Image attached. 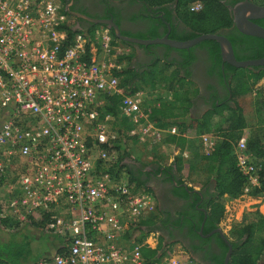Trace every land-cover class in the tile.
<instances>
[{"label":"built area","instance_id":"obj_1","mask_svg":"<svg viewBox=\"0 0 264 264\" xmlns=\"http://www.w3.org/2000/svg\"><path fill=\"white\" fill-rule=\"evenodd\" d=\"M73 16L61 0H0V190L6 197L0 217L14 223L8 231H37L30 223L45 220L37 234L59 239L49 256L30 264H145L141 250L161 247L157 234L142 243L125 234L155 215L157 205L151 191L130 183L122 164V151L130 148L122 120L137 144L152 150L179 135L146 113L171 94L130 92L118 56L131 47L114 44L103 25L92 35L75 32ZM109 97L118 98L115 116L106 112ZM245 129L232 152L238 172L258 187ZM196 140L207 156L222 137ZM179 155L187 159L188 150L174 149L170 157ZM158 253L156 264H196L180 243L163 244Z\"/></svg>","mask_w":264,"mask_h":264},{"label":"trees","instance_id":"obj_2","mask_svg":"<svg viewBox=\"0 0 264 264\" xmlns=\"http://www.w3.org/2000/svg\"><path fill=\"white\" fill-rule=\"evenodd\" d=\"M123 1V0H114ZM146 5L153 9L154 13L159 11L168 12L169 6H174L176 16L189 31L182 40L194 39L200 35L220 34L222 31L233 27L232 15L228 8L220 0H143ZM255 5L264 6V0H249ZM198 3L200 9L194 10L191 5ZM114 12V11H113ZM115 23L119 26V13H114ZM260 27L264 28V19L258 21ZM101 26V25H100ZM99 25H92L87 32L93 33ZM104 27V26H101ZM154 31H156L154 29ZM75 32H77L75 30ZM114 44L120 43L123 46L132 47V44L118 40L113 30H110ZM237 37L232 34H226L225 37L231 43L234 55L237 61H248L264 59V39L242 35L237 33ZM233 33V34H234ZM73 32L67 29V37H71ZM124 35V33H121ZM158 37L156 34L151 38ZM241 47L242 53H237L236 48ZM195 47H204L210 51L211 62L220 66L219 46L215 41L206 40L200 42ZM193 49L182 50L181 53L186 56H193ZM134 52L120 54L119 62L126 63V70L123 72L122 85L135 92L138 89L163 90L171 94L170 101H160L158 106H151L146 109L149 119L158 127L166 128L175 126L178 130V136L167 137L159 146L152 148V163H156L157 171L155 175L162 174L167 182H172L174 172L180 178L176 182V194L187 196L183 188L194 191L193 187L187 184L188 179L201 180L205 182L200 190L206 191L209 199L200 202L197 196L194 204L191 205L195 211L197 222L191 223L189 235L197 238L202 244L214 239L218 242L220 253L208 254L206 258L211 264H223L227 253V245L218 233H214L210 238L202 239L199 234L202 226V235H206L217 229L225 215V205L228 201L238 199L243 195L252 198L262 197L264 199V84L257 91L253 92V86L258 81L264 79V66H257L251 69H237L227 64L224 65V72H230L231 80L228 83L230 99L213 104L202 117H193L190 109L193 106V99L198 91L191 86L193 83L187 78V74L181 75L180 70L172 63L164 59H156L141 73L132 68ZM221 73V71H219ZM249 74L246 80L244 74ZM249 81H251L249 83ZM254 94V96H253ZM250 98V99H249ZM106 112L116 115V105L118 98L109 97ZM251 103V105H250ZM249 106H252L254 120L258 133L250 138L248 150L253 162L258 166V187H250L246 177L242 176L235 163V157L232 152V143L239 139L242 131L247 128V114ZM124 132L127 136V143L135 145L137 139L135 134L130 133V126L126 120H122ZM218 134L222 140L215 144L211 153L207 156L199 154V145L196 137L205 134ZM192 137L193 139H188ZM120 146L117 147L119 149ZM174 149L180 151L187 149L188 157L183 159L180 155L173 158L171 163L166 160ZM161 152V156L155 159V153ZM130 157V154L123 150L121 158ZM204 167V168H201ZM200 168V169H199ZM130 183L149 190L144 183L136 180L131 171L128 170ZM207 173V174H205ZM182 176V177H181ZM214 181L213 193L209 194L207 189L210 181ZM183 187V188H181ZM150 191V190H149ZM180 191V192H179ZM179 192V193H178ZM203 208L206 213L200 212L197 208ZM161 221L155 214L142 220L138 227L127 231L125 238L133 237L137 243H142L151 233L157 234L159 246L168 247L170 244L159 234L158 224ZM45 220L30 226L38 229L43 227ZM14 223L8 218L0 217V264H30V245L31 241L37 238V235L31 237H20L19 229L8 231L7 227ZM165 224V223H162ZM18 226V223L15 224ZM4 227V228H3ZM9 235H8V234ZM173 237H171L172 239ZM226 238L231 244L232 253L229 264H260L264 263V215L258 213H249L244 219L231 225L227 231ZM161 247L156 249L142 248V256L145 264H156L163 257V253H158ZM188 253L185 247H183ZM52 245L46 247L45 253L41 257L50 255ZM189 254V253H188ZM191 257V255L189 254ZM192 258V257H191ZM193 259V258H192ZM194 260V259H193Z\"/></svg>","mask_w":264,"mask_h":264},{"label":"flooded vegetation","instance_id":"obj_3","mask_svg":"<svg viewBox=\"0 0 264 264\" xmlns=\"http://www.w3.org/2000/svg\"><path fill=\"white\" fill-rule=\"evenodd\" d=\"M64 7H68L69 13L74 16L73 22L77 25L79 31H84L88 27L94 25L88 21L77 17L84 16L90 19H112L116 21L113 8L119 13V27L123 36L137 39V40H157L167 37L174 42H187L193 39L182 40V37L187 36L188 30L181 23L176 16L174 6L168 7V12L159 11L153 12V9L149 8L143 0H123L121 3L111 5L114 0H61ZM230 11V8L244 2L245 0H220ZM231 13V12H230ZM253 22L257 25L258 21ZM260 26V25H259ZM154 29L156 31H154ZM240 33L233 26L229 30L222 31L220 35L232 34L234 37L238 35L234 33ZM234 33V34H233ZM156 34L158 37L151 38ZM243 35V34H242ZM134 52V59L132 60V68L137 72H143L152 61L156 59H164L172 63L177 69L180 70V74L183 76L187 74V78L194 84L198 93L193 99V106L190 109V113L193 117H202L208 110L211 109L213 104L218 105L219 102L228 101L230 99L228 83L231 80L230 72H224V65L227 63L222 62L220 57V66L211 62V54L207 48L204 47H191L193 49V56L189 57L181 53L182 50L188 49H175L166 45H139L132 44ZM189 48V49H191ZM237 53H242L241 47L236 48ZM234 53V51H233ZM220 55V54H219ZM235 56V55H234ZM229 65V64H227ZM231 66V65H229ZM233 67V66H231ZM221 71V73L219 72ZM133 177L145 184L146 187L153 193L156 200V215L161 219L158 224L159 234L163 236L167 242L180 243L186 248L198 264H211L207 256L208 254L220 253L219 244L216 240L211 239L207 243L202 244L197 238H193L189 235V228L191 223L197 222L195 211L192 210L191 205L200 197L202 204L204 200L209 199L206 196L205 190L190 191L183 188L187 196H182L175 193L176 182L180 179L174 174L172 182H167L165 177H159L151 175V179L147 180L146 173L138 167H128ZM157 177V178H153ZM146 178V180H144ZM209 194L213 193L211 184L207 189ZM180 192V191H179ZM178 192V193H179ZM200 212L203 208H198ZM165 223V224H162ZM202 226L200 227L199 234L202 239L210 238L214 231L209 234L202 235ZM217 228H220L219 225ZM171 237H173L171 239ZM264 264V263H262Z\"/></svg>","mask_w":264,"mask_h":264},{"label":"water","instance_id":"obj_4","mask_svg":"<svg viewBox=\"0 0 264 264\" xmlns=\"http://www.w3.org/2000/svg\"><path fill=\"white\" fill-rule=\"evenodd\" d=\"M66 11L69 12L68 7L65 8ZM230 12L232 15L233 26L243 35L256 37L264 39V28L255 24L254 20L264 19V6H258L250 2L249 0H245L244 2L236 5L233 8H230ZM91 24L94 25H103L107 28L113 30L115 37L123 42L129 44H139V45H156L162 44L175 49H189L200 42L211 40L215 41L219 46V54L222 62L227 63L237 69H251L257 66H264V59L257 60H248V61H237L231 43L224 35L220 34H208V35H200L193 40L187 42H174L169 40L167 37L157 40H137L125 37L121 34L120 27L116 25V23L112 19H90L84 16H78ZM205 211V210H203ZM202 229V228H201ZM214 233H218L223 241L227 245V253L224 258L223 264H229L232 247L226 238V234L222 231L221 228H217Z\"/></svg>","mask_w":264,"mask_h":264},{"label":"rangeland","instance_id":"obj_5","mask_svg":"<svg viewBox=\"0 0 264 264\" xmlns=\"http://www.w3.org/2000/svg\"><path fill=\"white\" fill-rule=\"evenodd\" d=\"M118 3H121V2H118ZM88 31H90V29H88ZM89 34L92 35V33H89ZM248 75L249 74L245 73L243 79L246 80ZM250 82L251 81H249V83ZM263 84H264V79L258 81L253 86L252 91L253 92L257 91L258 89H260V87ZM191 87L194 88V86H191ZM253 96H254V94H253ZM250 105H251V103H250ZM246 117H247V121H248L247 124L248 125H247V128L245 130L249 133L250 138H252L253 136H255L258 133V130H259V127H257V125L255 124L252 106H249L248 114ZM128 145L130 146L128 153L130 152V154H132V155L133 154H135V155L140 154L141 147L139 144L135 143V145H131V143H129ZM124 148L125 147L123 146V149ZM204 182H205V180L201 181V180L188 179L187 183L190 184L193 188H195L196 186L201 188V186L203 185ZM4 195H5V191L0 190V201H3L4 199H6V197L4 198ZM249 213H258L260 215H264V199L262 197L252 198L250 196L243 195V196L239 197L238 199H235L234 201L233 200L229 201L225 205V215H224L225 221L224 222L227 223V225H229L231 227V225L241 222L244 219V217L247 216ZM230 220H231V222H230ZM222 228H223L222 230H225V228L223 226H222ZM14 230L16 231V228ZM21 232L23 234L20 237H31V235H34V236L37 235V238H35V240L31 241V245H30V249H29L31 262H34V261H37L38 259H40L41 256L45 253L46 247H48L49 245H52L55 243L57 244L60 242L58 238L52 237L48 234H45V233H38L37 234V231H35L34 229H31V228L30 229L29 228H27V229L21 228V229H19V233H21ZM31 238H33V237H31ZM260 264H262V263H260Z\"/></svg>","mask_w":264,"mask_h":264},{"label":"crops","instance_id":"obj_6","mask_svg":"<svg viewBox=\"0 0 264 264\" xmlns=\"http://www.w3.org/2000/svg\"><path fill=\"white\" fill-rule=\"evenodd\" d=\"M118 2H120V1H114V2H111V5L113 6V4H117ZM113 11L115 12V13H118V12H116L117 10H115V8H113ZM72 14V13H71ZM73 15V14H72ZM91 27V26H90ZM73 28H74V30H76V31H79V29H77V25L73 22ZM89 29V27L86 29V30H82V32H87V30ZM130 51H133V49L132 50H130ZM164 94V93H163ZM141 147V146H140ZM152 150L150 149V151H147V149H142V147H141V151H140V154H131L130 155V157H125V158H123V162H122V164L125 166V168L126 169H128L129 170V168L128 167H138V169L140 168L141 170H143L146 174L145 175H147V180H153V179H151V175H153V172L155 171H157V165H156V163H152V159H153V157L151 156V155H153L152 154ZM172 154V153H171ZM171 154H169V156H167L168 158L167 159H169V160H166L167 161V163L169 164V163H171L172 162V158L170 157L171 156ZM145 155H146V157H145ZM162 154H161V152H157V153H155V159L157 158V157H160ZM201 168H204V167H202L201 166ZM200 169V168H199ZM148 174H151V175H148ZM205 174H207V173H205ZM174 175L176 176V177H178V175L174 172ZM160 178L161 177H163L162 176V174H159L158 175ZM153 178H157V177H154V176H152ZM182 177V176H181ZM146 178H144V180H146ZM188 184V183H187ZM210 184H211V186H212V189H213V185H214V181L213 180H211L210 181ZM190 185V184H189ZM191 186V185H190ZM148 188V187H147ZM193 189H195V190H200V188L198 187V186H196L195 188H193ZM241 220V219H240ZM239 220V221H240ZM225 221V217H224V219H222V221L220 222V224H219V227L221 228V229H223L222 228V226L225 228V230H222L225 234H227L226 232L228 231V229H229V225H227V223H225L224 222ZM238 221V222H239ZM168 244H172L173 242H167ZM178 258V257H177ZM184 256L183 255H181L180 256V259L178 258V260L179 261H181V262H183L184 261ZM195 260V259H194ZM195 263L196 264H198V262L197 261H195Z\"/></svg>","mask_w":264,"mask_h":264}]
</instances>
